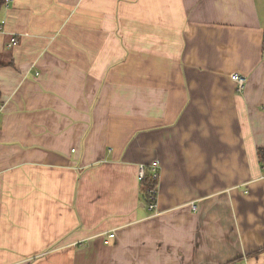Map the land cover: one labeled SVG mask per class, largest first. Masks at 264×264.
<instances>
[{
	"label": "crops",
	"instance_id": "obj_1",
	"mask_svg": "<svg viewBox=\"0 0 264 264\" xmlns=\"http://www.w3.org/2000/svg\"><path fill=\"white\" fill-rule=\"evenodd\" d=\"M0 20V264H264V0H5Z\"/></svg>",
	"mask_w": 264,
	"mask_h": 264
},
{
	"label": "built area",
	"instance_id": "obj_2",
	"mask_svg": "<svg viewBox=\"0 0 264 264\" xmlns=\"http://www.w3.org/2000/svg\"><path fill=\"white\" fill-rule=\"evenodd\" d=\"M4 25H5V20H0V32L3 31ZM16 43H17V39L12 37L10 39L8 45H7V48H11V47L15 46ZM231 79L237 85V90L239 92H241L243 90V88H244L246 79L244 77H242L241 75H239V74L232 75ZM146 171H147V169L144 166H140L139 167L138 179H139L140 182L144 179ZM149 171H150L151 179H153L155 181H158L159 173H158V164L156 162L152 163L150 165ZM156 193H157L156 189H151V190L148 191V195H149L148 196V200H149L148 209L150 211H153V214H155V215L157 214V212L155 211V209H156L155 208ZM190 209L192 211H195L196 210V206L194 204H191L190 205ZM114 237H115V235L113 233L109 234L107 236V239L104 240V245H108V240L109 239H113Z\"/></svg>",
	"mask_w": 264,
	"mask_h": 264
},
{
	"label": "trees",
	"instance_id": "obj_3",
	"mask_svg": "<svg viewBox=\"0 0 264 264\" xmlns=\"http://www.w3.org/2000/svg\"><path fill=\"white\" fill-rule=\"evenodd\" d=\"M4 1L5 0H0V14H1L2 8L4 6ZM262 52L264 55V33H263V38H262ZM257 155H258L259 163L262 166V168L264 169V149H258ZM157 182L158 181L151 179L149 170L146 171L144 179L140 182V184L142 186V199H143V201L147 207L149 205L148 191L151 189L157 190Z\"/></svg>",
	"mask_w": 264,
	"mask_h": 264
}]
</instances>
